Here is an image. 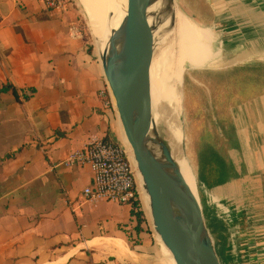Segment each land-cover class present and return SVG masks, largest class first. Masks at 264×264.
<instances>
[{"label": "crops", "instance_id": "1", "mask_svg": "<svg viewBox=\"0 0 264 264\" xmlns=\"http://www.w3.org/2000/svg\"><path fill=\"white\" fill-rule=\"evenodd\" d=\"M256 2L211 0V7L218 17L229 8L241 15L237 8ZM77 7L0 0V264H173L147 217L138 232L130 205L86 200L92 170L69 162L93 140L122 144ZM230 113L234 171L208 195L252 225L239 236V264H264V89Z\"/></svg>", "mask_w": 264, "mask_h": 264}, {"label": "water", "instance_id": "2", "mask_svg": "<svg viewBox=\"0 0 264 264\" xmlns=\"http://www.w3.org/2000/svg\"><path fill=\"white\" fill-rule=\"evenodd\" d=\"M177 8L187 15L176 0H129L114 46L99 58L122 138L148 197L146 217L154 234L175 264H221L200 198L198 205L173 159L172 135L164 122L157 125L152 110L150 67L156 49L172 37ZM167 109H158V117Z\"/></svg>", "mask_w": 264, "mask_h": 264}, {"label": "rangeland", "instance_id": "3", "mask_svg": "<svg viewBox=\"0 0 264 264\" xmlns=\"http://www.w3.org/2000/svg\"><path fill=\"white\" fill-rule=\"evenodd\" d=\"M74 2L78 5L76 10L79 15V28L88 38L92 47L95 48L94 31L79 1L74 0ZM176 3L192 20L202 27L212 30L216 38L213 49L221 51L219 53L220 65L239 55L248 56H246V60L224 68L203 70L189 68L178 70L176 68L174 71L172 70L174 74L171 72L172 75L170 74L168 82L170 86H174L176 79L179 80L175 108L181 119L185 138V154L197 178L198 194L203 209H209L215 216L219 215L220 223L225 225L221 232H217L218 239L211 233L221 264H239L238 256L233 253L230 244L231 228H228L224 219L230 215L234 221H238L241 218V213L231 207L230 203L223 198L217 203L219 209L213 200H210L208 195L210 190L198 180L197 152L203 133L205 131L217 133L216 131L220 127L219 119L228 120L231 114L230 109L236 101L241 100L239 97L244 98L243 94L250 95L246 92L247 89L244 88V84L237 87L239 85L237 81L239 79L242 82L255 78L264 79V1L241 5L240 8H237L239 11H236L241 15L233 13L229 8L221 17L219 16L220 18L211 7V0H176ZM217 17L221 21L216 22L215 18ZM182 84L184 85L183 102ZM139 199L142 202L140 191ZM206 223L208 226L207 219ZM239 225L242 231L248 230L252 226H249L248 222ZM227 244L230 245L229 248Z\"/></svg>", "mask_w": 264, "mask_h": 264}, {"label": "bare ground", "instance_id": "4", "mask_svg": "<svg viewBox=\"0 0 264 264\" xmlns=\"http://www.w3.org/2000/svg\"><path fill=\"white\" fill-rule=\"evenodd\" d=\"M84 10L88 21L94 31V41L98 53L110 51L114 46L113 37L115 32L128 15L129 0H78ZM228 27V26H227ZM169 39L168 45L161 44L155 51V56L150 67L151 102L154 119L157 125L164 122L172 137L168 140L173 159L180 166L185 181L199 205L197 178L190 161L185 154L183 128L180 116L175 108L179 80L176 79L174 86H170L169 76L174 69L203 70L224 68L235 65L247 59L246 56H237L224 64L219 63L220 50H214L216 42L214 33L210 28L202 27L178 8L175 12V27ZM164 45V46H163ZM173 70V71H172ZM189 72V71H188ZM174 74V72H173ZM168 106L160 118L158 109ZM122 145L132 158V151L125 138ZM137 185L145 212H148V197L144 194L142 181L135 171ZM199 208V206H198ZM168 252V257L173 264V257ZM169 261V263H171Z\"/></svg>", "mask_w": 264, "mask_h": 264}, {"label": "built area", "instance_id": "5", "mask_svg": "<svg viewBox=\"0 0 264 264\" xmlns=\"http://www.w3.org/2000/svg\"><path fill=\"white\" fill-rule=\"evenodd\" d=\"M42 1L52 10H65L74 2V0ZM101 94L109 96V90L107 89ZM69 162L89 165L92 170V181L83 191L86 200H105L131 206L132 201L139 198L135 170L121 143L110 140H93L81 151L72 154ZM216 206L218 208L219 204ZM217 218L220 216L217 215ZM224 221L228 228H231L230 244L237 250L238 239L242 231L239 222L234 221L230 215L226 216Z\"/></svg>", "mask_w": 264, "mask_h": 264}, {"label": "trees", "instance_id": "6", "mask_svg": "<svg viewBox=\"0 0 264 264\" xmlns=\"http://www.w3.org/2000/svg\"><path fill=\"white\" fill-rule=\"evenodd\" d=\"M237 82H239L237 87L244 84V88L247 89L246 92L250 94L245 95L242 93L244 98L252 97L257 92L264 89L263 78L248 79V81L245 82H242V80L239 79ZM239 98L244 99L242 97ZM237 102L238 101H236L235 104ZM219 121V128L222 132L220 133L219 131H216L217 133L214 134L211 131H205L200 137V146L197 152L199 163L198 180L203 183L208 190L225 184L228 177H230L234 171V167L227 156V151L236 146V140L228 120L219 119ZM131 207L132 215L137 220L136 230L140 232L141 224L146 221V212L139 198L132 201ZM204 213L212 235L218 239L219 236H217V232H221L223 227L225 228V225L223 224V226L217 216H215V214L209 209H204ZM227 245L229 248L230 245Z\"/></svg>", "mask_w": 264, "mask_h": 264}]
</instances>
